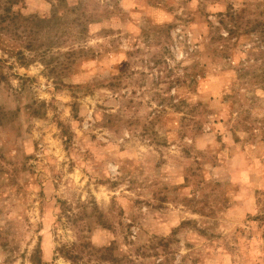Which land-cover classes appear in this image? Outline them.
<instances>
[{
    "label": "rangeland",
    "instance_id": "obj_1",
    "mask_svg": "<svg viewBox=\"0 0 264 264\" xmlns=\"http://www.w3.org/2000/svg\"><path fill=\"white\" fill-rule=\"evenodd\" d=\"M264 264V0H0V264Z\"/></svg>",
    "mask_w": 264,
    "mask_h": 264
},
{
    "label": "trees",
    "instance_id": "obj_2",
    "mask_svg": "<svg viewBox=\"0 0 264 264\" xmlns=\"http://www.w3.org/2000/svg\"><path fill=\"white\" fill-rule=\"evenodd\" d=\"M31 264H34V262H31Z\"/></svg>",
    "mask_w": 264,
    "mask_h": 264
}]
</instances>
